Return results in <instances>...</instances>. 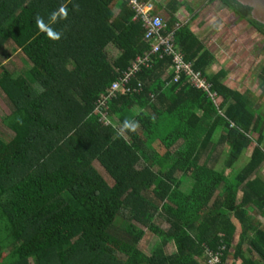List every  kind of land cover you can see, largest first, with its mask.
Returning <instances> with one entry per match:
<instances>
[{
  "label": "trees",
  "instance_id": "1",
  "mask_svg": "<svg viewBox=\"0 0 264 264\" xmlns=\"http://www.w3.org/2000/svg\"><path fill=\"white\" fill-rule=\"evenodd\" d=\"M222 1L264 37L251 6ZM177 25L168 23L176 48L212 83L216 102L185 75L174 82L173 58L155 57L132 93L109 102L105 119L100 98L152 49L136 11L122 0H0V54L16 55L15 72L0 61V89L13 107L2 123L14 134L0 137V264H208L206 250L221 248L227 264L235 222L245 236L249 220L264 218L259 143L227 175L262 131L255 95L211 74L212 53ZM226 143L218 170L209 160ZM255 225L248 257L238 243L232 264H264V225ZM148 234L160 240L151 255Z\"/></svg>",
  "mask_w": 264,
  "mask_h": 264
},
{
  "label": "crops",
  "instance_id": "2",
  "mask_svg": "<svg viewBox=\"0 0 264 264\" xmlns=\"http://www.w3.org/2000/svg\"><path fill=\"white\" fill-rule=\"evenodd\" d=\"M216 1L217 0H155V3L156 12L163 16L168 23L175 17L178 24L181 26L187 25L202 43L205 50L212 53L214 56V64L211 67V74L224 72L225 77L223 81L227 86L234 91L241 93L251 91L255 95V108L258 117H261L260 122H262V131L253 136L254 144L252 148H246L238 161H236V163H238L240 159H242V165L244 167L249 161L255 145L259 143L264 151V73L260 75L261 82L257 80L260 83L253 85V74L256 70L252 69V71L246 70V72H244L241 69L242 62L240 57L241 54H243V56L245 54V41L247 40L246 32L248 30L247 21L246 19H241L237 13L222 0H218L222 2V6H215ZM117 11L118 8L115 6L114 12L117 13ZM249 30L250 32L255 31L253 28ZM220 138L221 135L216 137V140H220ZM229 154L230 148L227 143L218 146L214 153L212 166L218 170L224 169L217 168L215 164H217L223 156L225 157V162H227ZM236 163L230 168L231 170ZM256 176L264 180V163L258 169ZM192 185L193 180L190 176H187L182 182L181 189L188 192ZM243 187L244 185L242 184L238 194L239 199H241L243 194ZM254 217H256V219H254V221L249 220L246 225L247 232L245 236L241 234L243 228L240 222H235L238 234L234 239L233 246L229 253V262L227 264L233 263V257L238 243L243 244L245 255L248 257L251 242L256 237L255 224L264 225V218L262 216L258 215ZM168 245H172L170 249L171 252L172 250L176 251L173 242H170ZM153 246L155 245L151 244L148 250L149 252H147L146 249L145 252L149 254L152 253ZM167 247L165 248L166 254H168L166 251ZM238 264H241V262H238ZM257 264L262 263L257 262Z\"/></svg>",
  "mask_w": 264,
  "mask_h": 264
},
{
  "label": "built area",
  "instance_id": "3",
  "mask_svg": "<svg viewBox=\"0 0 264 264\" xmlns=\"http://www.w3.org/2000/svg\"><path fill=\"white\" fill-rule=\"evenodd\" d=\"M125 1L131 9L136 11V17L142 18L144 28L146 30V38L151 43V50L146 54L139 56L130 68L123 72L119 79L113 83L112 88L108 90L106 95H103L98 101V110L102 116L108 119L109 102L116 98L119 93H132V80L137 78L140 72L146 68H152L155 64V57L164 59L166 57L173 58L174 62V82L177 83L182 75L189 78L191 84L197 89H201L216 102L217 92L212 90V83L200 71H195L192 63L187 62L183 53L176 48V31L168 32V22L163 16L156 12V3L153 0H122ZM177 28H181L178 24ZM140 90L143 85L139 84ZM139 91V90H138ZM224 248H221L217 253L206 250V255L209 256L208 264H224L221 257L223 256Z\"/></svg>",
  "mask_w": 264,
  "mask_h": 264
},
{
  "label": "rangeland",
  "instance_id": "4",
  "mask_svg": "<svg viewBox=\"0 0 264 264\" xmlns=\"http://www.w3.org/2000/svg\"><path fill=\"white\" fill-rule=\"evenodd\" d=\"M215 6H222V2L221 1H216V5ZM251 26L249 25V23L247 22V32H246V36H247V40L246 42V48H245V54L243 56V54H241V69L246 72V70H250L252 71V69L256 70L253 74V81L252 80V84L256 85V83H260L261 79H260V75L262 73H264V37L261 36L256 30L254 32H250ZM16 57V55L7 47L2 48L1 54H0V61L2 63V65L4 66V68L9 69L12 72H15L14 70L15 68V60L14 58ZM3 75V69L0 68V76ZM257 80H260L257 81ZM13 107L10 103V101L8 100L7 96L2 92V90L0 89V137L3 139H10L14 136V134L8 130L2 123V119L11 114ZM215 153V152H214ZM213 159L210 160L209 164L212 166L213 164ZM243 162L242 159H240V161L238 163H236V165L232 168V170L230 168H227V175L229 177H234L237 173V171H240L239 169H241L243 167ZM217 168H226L227 162H225V157L223 156L222 159L220 161H218L217 164H215ZM96 166L98 167V169L103 173V175L106 177V179L110 182L113 183L112 179L110 176H108V174L105 172V169L103 168L102 165H100L99 163H96ZM223 170V169H222ZM125 221V218L122 216L120 221L116 224L118 227H122L123 223ZM112 232L114 233L115 230L113 228ZM116 233V232H115ZM155 239V242H154ZM159 239L156 238V236H154L153 234H148V236L146 237L144 243H143V249L145 251V249L147 250V252H149V247L151 244L156 245L157 243H159ZM147 243V244H146ZM148 245V246H147ZM172 245H168L166 251L168 253V255H171L173 253H175V250L172 252L170 251ZM155 247V246H154ZM10 249H7V251H9ZM152 253H150L151 255Z\"/></svg>",
  "mask_w": 264,
  "mask_h": 264
},
{
  "label": "water",
  "instance_id": "5",
  "mask_svg": "<svg viewBox=\"0 0 264 264\" xmlns=\"http://www.w3.org/2000/svg\"><path fill=\"white\" fill-rule=\"evenodd\" d=\"M245 5L253 8L252 15L254 18L264 23V0H239Z\"/></svg>",
  "mask_w": 264,
  "mask_h": 264
}]
</instances>
